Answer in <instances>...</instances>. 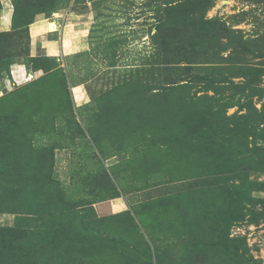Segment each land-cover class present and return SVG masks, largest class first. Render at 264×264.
<instances>
[{
  "label": "rangeland",
  "instance_id": "1",
  "mask_svg": "<svg viewBox=\"0 0 264 264\" xmlns=\"http://www.w3.org/2000/svg\"><path fill=\"white\" fill-rule=\"evenodd\" d=\"M0 264H264V0H0Z\"/></svg>",
  "mask_w": 264,
  "mask_h": 264
},
{
  "label": "crops",
  "instance_id": "2",
  "mask_svg": "<svg viewBox=\"0 0 264 264\" xmlns=\"http://www.w3.org/2000/svg\"><path fill=\"white\" fill-rule=\"evenodd\" d=\"M38 23V22H37ZM42 25V24H41ZM73 25V24H72ZM78 27H69L65 29L64 37H62L61 43L58 45L57 41H49L48 36L43 38L42 33L34 34L32 27V52L34 56H45L48 54H58L61 51L69 53L71 51H76L75 49H82V43L84 39L82 38V33L79 32ZM64 31V30H63ZM46 43V44H45ZM51 44L54 50H47L46 52L43 49L44 45Z\"/></svg>",
  "mask_w": 264,
  "mask_h": 264
},
{
  "label": "bare ground",
  "instance_id": "3",
  "mask_svg": "<svg viewBox=\"0 0 264 264\" xmlns=\"http://www.w3.org/2000/svg\"><path fill=\"white\" fill-rule=\"evenodd\" d=\"M48 28L50 32H56L57 31V25L55 23H48Z\"/></svg>",
  "mask_w": 264,
  "mask_h": 264
}]
</instances>
